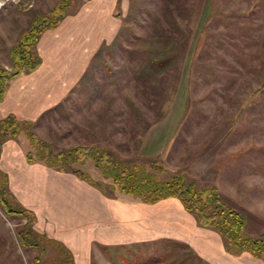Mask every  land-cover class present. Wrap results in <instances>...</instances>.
<instances>
[{
    "label": "rangeland",
    "instance_id": "374dc122",
    "mask_svg": "<svg viewBox=\"0 0 264 264\" xmlns=\"http://www.w3.org/2000/svg\"><path fill=\"white\" fill-rule=\"evenodd\" d=\"M59 1L26 0L0 10V69L6 65L11 70L10 45L48 20ZM80 1L74 0L68 12L76 11ZM126 1L125 10L120 4L116 10L118 17L123 12L119 42L102 48L80 85L33 127L35 132L56 151L97 145L123 161L148 162L153 159L139 154L140 143L177 96L167 123L157 128H181L180 135L168 161L162 162L164 170L150 173L165 181L185 172L193 180L189 167L206 149L217 152L222 170L240 165L243 172L255 168L264 177V0H175L169 14L162 0ZM159 30L179 44L171 49L176 58L170 72L147 79V87L138 76L144 51L164 48L160 41L149 40ZM26 136V130L18 135L24 145ZM253 161L256 166L250 167ZM83 168L95 174L91 161ZM26 223L7 214L0 203V264H73L72 256L65 249L61 254L57 245L43 243L42 252L21 245L17 233ZM168 251L176 264H205L190 249L161 243L98 246L92 264H167L162 257Z\"/></svg>",
    "mask_w": 264,
    "mask_h": 264
},
{
    "label": "crops",
    "instance_id": "0c3cea01",
    "mask_svg": "<svg viewBox=\"0 0 264 264\" xmlns=\"http://www.w3.org/2000/svg\"><path fill=\"white\" fill-rule=\"evenodd\" d=\"M119 4L123 11L127 1L81 0L76 11L68 12L57 27L45 30L36 44L42 64L8 81L0 101V119L13 116L37 124L61 107L86 77L98 51L120 34L123 12L122 17L116 15ZM3 39L7 40L5 35ZM176 99L165 118L144 135L138 148L142 157L168 161L181 128L157 127L167 123ZM27 144L18 137L6 138L0 147V170L8 176L12 195L35 214V230L63 244L72 253L74 264H92L98 246L129 248L164 245L165 241L180 248L188 246L207 264H264L248 252L238 256L227 253L222 235L202 227L179 199L149 204L133 196H108L74 173L30 163ZM205 150L198 152L189 167L193 180L199 186L216 187L245 215L246 234L264 235V195L256 194L257 187L264 194V177L255 168L243 172L240 165L222 170L217 152ZM249 163L256 166L255 161Z\"/></svg>",
    "mask_w": 264,
    "mask_h": 264
},
{
    "label": "trees",
    "instance_id": "16d2710c",
    "mask_svg": "<svg viewBox=\"0 0 264 264\" xmlns=\"http://www.w3.org/2000/svg\"><path fill=\"white\" fill-rule=\"evenodd\" d=\"M73 2L74 0H60L50 12L48 20L25 31L16 45L10 49L11 70L0 69V101L6 94L8 81L23 73L33 72L40 67L42 59L36 50V44L45 30L58 26L68 14V8ZM162 2L165 4L166 14L167 11L168 14L171 13L169 8L175 0H162ZM166 14V20H169ZM170 19L173 17L171 16ZM157 26H160L159 23ZM164 36L167 39H163ZM154 39L160 41L164 48L156 52L144 51L143 53L142 70L138 77L143 78L146 86L147 79L163 77L170 72L171 65L176 58L171 49L179 44L178 42L174 43V39L170 41L169 34L163 30L156 32L149 40L153 41ZM115 42H119V35L110 46ZM104 47L105 45L102 48ZM102 48L96 57L101 54ZM152 89L156 91L155 86ZM35 125L36 123L20 121L13 116L0 119V147L6 138L18 137L23 130H26L28 143L26 157L30 163H41L63 173H74L108 196L115 194L133 196L149 204L168 198H177L182 202L186 211L197 218L202 227L214 229L222 235L227 253L238 256L248 252L256 258L264 260V235L252 237L246 234L245 215L233 208L216 187L199 186L194 180H188L183 173L165 181L159 180L154 173L149 171L164 170L162 162L157 160L141 163L126 162L118 158L113 151L97 145L75 146L56 151L50 143L35 132L33 128ZM25 126L27 128H24ZM90 161L93 163L95 174L83 168ZM107 181L111 182L107 183ZM0 203L7 214L21 217L27 221L17 233L20 244L26 249L36 248L42 252L46 249L43 244L45 243L48 246L57 245L60 247L61 254L65 249L66 253L72 256V253L63 244L49 239L35 230V214L21 206L12 195L9 190L8 176L1 170ZM165 243L169 248H180V245L175 242L165 241ZM183 247L190 249L188 246ZM171 255L168 251L163 255L162 260H169L170 262L167 264H176V260L172 261L169 258ZM192 255L200 262H204L193 251ZM205 264L207 263L205 262Z\"/></svg>",
    "mask_w": 264,
    "mask_h": 264
},
{
    "label": "built area",
    "instance_id": "2783aa9c",
    "mask_svg": "<svg viewBox=\"0 0 264 264\" xmlns=\"http://www.w3.org/2000/svg\"><path fill=\"white\" fill-rule=\"evenodd\" d=\"M26 0H0V10L5 9L10 6H20L24 4ZM29 8L33 7V3L29 4Z\"/></svg>",
    "mask_w": 264,
    "mask_h": 264
}]
</instances>
